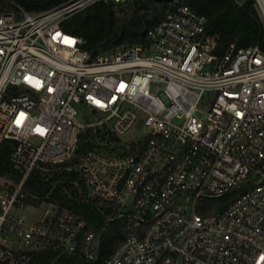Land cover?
I'll list each match as a JSON object with an SVG mask.
<instances>
[{"label": "built area", "instance_id": "built-area-1", "mask_svg": "<svg viewBox=\"0 0 264 264\" xmlns=\"http://www.w3.org/2000/svg\"><path fill=\"white\" fill-rule=\"evenodd\" d=\"M127 1L30 14L0 0V146L13 144L23 170L17 185H0V263L27 264L44 245L94 260L95 236L80 239L72 213H12L40 163L69 162L133 231L103 264H264V53L231 44L217 55L206 18L184 0L145 43L103 54L61 27L72 11ZM253 1L264 21V0ZM87 129L105 140L75 160ZM231 192L224 209L201 213Z\"/></svg>", "mask_w": 264, "mask_h": 264}, {"label": "trees", "instance_id": "trees-1", "mask_svg": "<svg viewBox=\"0 0 264 264\" xmlns=\"http://www.w3.org/2000/svg\"><path fill=\"white\" fill-rule=\"evenodd\" d=\"M27 13L37 14L54 8L71 5L75 0H13ZM191 10L206 18V33L216 37V54L222 55L227 47H258L264 53V21L253 0H184ZM131 7L127 17H117V6L97 2L81 10L72 11L62 22L64 31L80 37L82 49L92 55L103 54L117 48L138 45L147 41L146 31L163 19L167 10L174 8V0H128ZM125 4V5H126ZM105 133L87 129L79 134L75 160L87 149L105 140ZM109 142L116 139L109 135ZM12 143L0 146V178L6 186L17 185L23 170L11 161ZM23 206L50 205L54 213L68 211L85 227L80 231L81 239L93 233L96 242L94 260L85 261L79 250L65 253L44 245L28 252L27 264H103L118 246L133 231L126 226L125 219L118 217L117 209L88 194L83 177L73 169L71 163L51 165L40 163L23 183ZM234 192L218 199H208L201 210L212 214L225 208L236 198ZM55 208V209H54ZM7 264V263H0Z\"/></svg>", "mask_w": 264, "mask_h": 264}, {"label": "rangeland", "instance_id": "rangeland-1", "mask_svg": "<svg viewBox=\"0 0 264 264\" xmlns=\"http://www.w3.org/2000/svg\"><path fill=\"white\" fill-rule=\"evenodd\" d=\"M131 12V7L129 4H126L121 7H117L115 10L117 17H127ZM82 112V111H81ZM82 114H84L82 112ZM198 116H203L204 112L202 109H200L199 112H197ZM84 117H81V119ZM88 120H91V118H88ZM6 183V180L0 178V185H4ZM52 207L50 205L42 204L39 207H31V206H23L22 204L17 205L12 213L14 215H21L27 222L35 221L38 219H41L44 217L47 213L52 212ZM55 209V208H54Z\"/></svg>", "mask_w": 264, "mask_h": 264}]
</instances>
